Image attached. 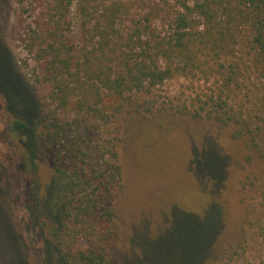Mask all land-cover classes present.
Listing matches in <instances>:
<instances>
[{"label":"rangeland","instance_id":"obj_1","mask_svg":"<svg viewBox=\"0 0 264 264\" xmlns=\"http://www.w3.org/2000/svg\"><path fill=\"white\" fill-rule=\"evenodd\" d=\"M69 1L0 0V39L9 52L0 46V264H58L57 248H45L43 218H32L33 185L6 111L32 118V96L44 116L40 126L45 136L63 128L79 158L98 173L112 162L108 146L117 138L122 175L108 185L106 205L113 218L107 225L116 235L107 249V264H191L205 247L200 264H263L264 161L227 128L171 108L190 92L188 81L169 80L103 120L76 115L49 97L52 73L37 56L40 47L52 39L63 41L62 36L70 39L68 46H80L76 15L81 2ZM165 3L171 0H87L86 6L97 19L108 6H134L132 13L140 16L143 9ZM60 6H68L64 19ZM119 27H127V20ZM61 54L67 56V51ZM47 137L37 160L42 190L52 176L45 157ZM202 151L217 166L224 162L225 180L212 190L194 167V157ZM195 217L203 219L200 227Z\"/></svg>","mask_w":264,"mask_h":264},{"label":"trees","instance_id":"obj_2","mask_svg":"<svg viewBox=\"0 0 264 264\" xmlns=\"http://www.w3.org/2000/svg\"><path fill=\"white\" fill-rule=\"evenodd\" d=\"M80 2V46H68L70 39L62 36L65 41L52 39L37 56L52 73V100L76 115L103 120L109 112L115 117L125 106L136 104L155 87L182 78L190 92L171 108L227 128L264 161V0H171L143 9L140 16L132 13L134 6H108L97 19L87 0ZM67 7L60 6L62 19ZM124 19L127 27L121 29ZM0 46L8 52L1 39ZM63 50L67 56H62ZM10 68L16 72L12 60ZM30 104L35 107L30 119L6 111L33 185L32 218H43L45 248H57L58 264H107V249L116 233L107 225H112L113 210L106 201L109 187L122 175L117 138L108 146L112 162L98 173L79 158V149L67 141L63 128L46 135L50 147L45 157L52 176L42 190L36 172L46 137L40 126L44 116L33 96ZM205 153L195 155L194 167L205 187L211 182L212 190L225 180L224 162L220 158L217 166ZM194 220L200 227V217ZM83 239L86 246L79 245ZM206 248L191 264L201 263Z\"/></svg>","mask_w":264,"mask_h":264}]
</instances>
